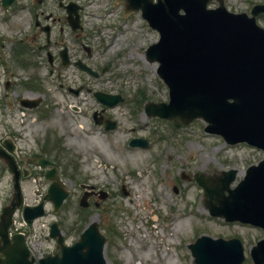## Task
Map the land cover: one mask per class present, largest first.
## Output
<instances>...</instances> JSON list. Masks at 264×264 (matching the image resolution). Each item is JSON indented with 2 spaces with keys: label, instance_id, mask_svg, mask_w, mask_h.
I'll return each instance as SVG.
<instances>
[{
  "label": "rangeland",
  "instance_id": "obj_1",
  "mask_svg": "<svg viewBox=\"0 0 264 264\" xmlns=\"http://www.w3.org/2000/svg\"><path fill=\"white\" fill-rule=\"evenodd\" d=\"M224 1L227 9L233 13H249L254 5L264 4V0ZM112 3L115 4L114 0ZM116 4L114 11L117 8L119 13L109 24L121 27L119 44L109 53L103 51L101 55L102 42L93 60L102 67L111 55L112 63L118 65L122 75L101 73L96 79L83 76L82 79L87 81L86 89L91 92L85 89L80 96L67 90L57 92L56 85L49 82L45 86L49 93L45 128L51 131L56 127L64 140L66 153L71 154L72 169L65 171L63 178L72 195L59 213L54 215L51 204H47L45 217L24 226L30 247L43 255L56 248L54 241L48 239L54 220L64 232L66 243L72 245L84 227L98 216L101 232L107 238V264H193L187 245L201 235L226 240L239 238L244 246V264H254L250 250L264 237L263 230L237 222L227 223L210 216L203 204V190L194 180L188 181L183 175H215L235 169L238 174L234 186L249 166L262 159L263 154L245 146H225L220 137L204 131L206 123L202 120H195L188 128L176 129L167 120L148 119L143 109L136 112L137 116H130L134 105L144 108L148 102H168V88L157 74L158 63L145 59L146 49L159 38L157 31L149 27L140 12L124 10L123 0H116ZM217 5L218 2L213 0L210 7ZM98 16V7L93 5L87 21L95 33L108 24L98 22ZM258 22L264 27V18H259ZM100 38L98 36L97 40ZM117 48L121 51L115 54ZM96 91L122 94L126 98L125 104L109 113L117 120L118 127L108 133L101 131L92 118L93 111L102 107L93 97ZM5 93L0 83V97H4ZM141 97L144 99L139 104ZM13 103L14 95L9 92L4 105H0V136L12 129L22 136L21 143L28 147L34 142L31 126L37 115L28 117L26 111H13L11 114ZM2 112L5 118L1 121ZM39 133L43 137L48 135ZM132 137L148 139L151 145L148 149L130 148L128 142ZM81 184L109 190L113 198L102 208L91 207L83 213L78 205ZM23 190L24 205L32 206L45 195L47 189L37 188L28 182ZM12 192L10 176L4 169L0 170V214L3 206L10 202ZM149 205L169 225V241H172V250H176L171 257L158 241L152 242L150 247L145 241L129 240L128 233L135 229L127 219L137 214L142 217L144 212L150 210ZM22 209L15 216L21 225L24 223ZM184 219H187V224L183 227L184 231L178 233V223Z\"/></svg>",
  "mask_w": 264,
  "mask_h": 264
},
{
  "label": "water",
  "instance_id": "obj_2",
  "mask_svg": "<svg viewBox=\"0 0 264 264\" xmlns=\"http://www.w3.org/2000/svg\"><path fill=\"white\" fill-rule=\"evenodd\" d=\"M210 1L126 0L129 10H140L160 35L146 55L150 62L159 63L157 72L169 88L170 102L150 103L147 112L170 119L179 128L202 119L207 123L206 132L220 135L230 144L246 142L264 151V28L256 20L264 13V4L254 6L248 15L228 11L223 0H219V7L210 9ZM95 96L111 106L122 101L120 96ZM135 146L145 148L147 142L139 141ZM6 161L9 171H14L10 160ZM236 174V170L221 172L217 180L197 176L209 198L206 206L213 216L264 231V160L258 167L249 168L246 177L231 190ZM57 186L51 187L45 197L53 201L56 210L69 195L63 182ZM21 201L15 177L14 198L0 221V264H34L24 236L10 238L8 233L12 213ZM81 205L88 206L86 199ZM43 206L26 208V219L42 216ZM51 236L61 245L62 256L41 259L39 264H107L106 239L97 222L89 224L70 247L63 245L56 224L52 225ZM189 248L194 264H243L245 260L242 242L237 238L202 236ZM251 257L255 264H264V238L251 249Z\"/></svg>",
  "mask_w": 264,
  "mask_h": 264
},
{
  "label": "flooded vegetation",
  "instance_id": "obj_3",
  "mask_svg": "<svg viewBox=\"0 0 264 264\" xmlns=\"http://www.w3.org/2000/svg\"><path fill=\"white\" fill-rule=\"evenodd\" d=\"M99 2L101 0H0V83L6 90L4 97H0V105L11 92L14 95L11 114L13 111H26L28 117L37 115L31 126L34 142L28 147L21 143L22 136L12 129L0 136V170L4 169L13 180V175L8 172L5 163L6 152L16 166L22 187L32 182L37 187L48 188L53 183L47 177L48 174L63 178L64 172L72 169L71 154L66 153L64 140L58 129L53 127L48 131L45 128V109L49 97L46 84L49 82L50 85H56L57 92L67 90L70 94L80 96L81 93L74 91L79 88H83V91L86 89L87 81L82 79L83 76L96 79L101 73L122 75L118 65L112 63L111 55L102 67L93 60L100 49L101 41L97 40L99 35L90 28L87 16L90 8ZM103 51L105 54L109 53L111 46L104 45L100 49L101 55ZM83 66L89 67L98 75L93 76ZM88 90L86 89L87 92ZM23 99L33 100L36 106L23 107ZM101 106L93 114L99 111L98 119L103 121V125L97 127L108 133L111 131L105 129V121L114 120L116 128L118 127L117 120L109 113L120 105L113 108ZM139 109H143L147 117L145 109L141 107H134L130 116H137ZM1 115L2 121L5 118L4 112ZM38 131L48 133L47 137H43ZM133 139L137 138H130L129 147ZM183 177L192 180L190 175ZM83 192L84 190L80 196ZM109 194L112 199L113 193ZM98 198L99 195H94L90 202L95 206L99 204L102 208L104 203Z\"/></svg>",
  "mask_w": 264,
  "mask_h": 264
},
{
  "label": "bare ground",
  "instance_id": "obj_4",
  "mask_svg": "<svg viewBox=\"0 0 264 264\" xmlns=\"http://www.w3.org/2000/svg\"><path fill=\"white\" fill-rule=\"evenodd\" d=\"M186 220L187 219H184V220H182L181 222L178 223V229H177L178 233L184 231L183 227L187 224Z\"/></svg>",
  "mask_w": 264,
  "mask_h": 264
}]
</instances>
